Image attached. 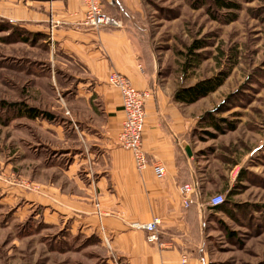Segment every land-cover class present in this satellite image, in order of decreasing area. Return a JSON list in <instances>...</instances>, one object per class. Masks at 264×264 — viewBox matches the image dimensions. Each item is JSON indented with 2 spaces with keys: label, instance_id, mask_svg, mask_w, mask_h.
Listing matches in <instances>:
<instances>
[{
  "label": "rangeland",
  "instance_id": "374dc122",
  "mask_svg": "<svg viewBox=\"0 0 264 264\" xmlns=\"http://www.w3.org/2000/svg\"><path fill=\"white\" fill-rule=\"evenodd\" d=\"M213 1L146 0L148 18L136 29L159 79L176 89L228 74L196 106L191 151L207 209L201 246L207 264H264V3L232 0L241 10L229 12ZM52 56L43 33L0 20V264H123L103 234L43 220V184L63 182L56 163L64 161L44 130L59 118L28 119L12 105L63 107ZM215 192L233 195L229 215L210 211Z\"/></svg>",
  "mask_w": 264,
  "mask_h": 264
},
{
  "label": "crops",
  "instance_id": "0c3cea01",
  "mask_svg": "<svg viewBox=\"0 0 264 264\" xmlns=\"http://www.w3.org/2000/svg\"><path fill=\"white\" fill-rule=\"evenodd\" d=\"M103 5L122 29L85 27L83 0H0V20L47 38L52 80L62 91L63 107L51 112L59 121L44 130L57 142L56 161H64L56 163L63 182L43 184V220L103 234L123 264H207L201 246L207 219L203 182L186 152L192 150L201 121L196 106L203 99L179 103V89L159 79L154 55L136 29L148 18L146 0H103ZM113 72L151 94L143 135L150 164L142 172L132 153L117 145L124 114L121 95L109 84ZM155 163L166 168L163 180L154 173ZM184 185L198 190L189 208ZM154 219L161 221L159 242L149 243L138 226Z\"/></svg>",
  "mask_w": 264,
  "mask_h": 264
},
{
  "label": "built area",
  "instance_id": "2783aa9c",
  "mask_svg": "<svg viewBox=\"0 0 264 264\" xmlns=\"http://www.w3.org/2000/svg\"><path fill=\"white\" fill-rule=\"evenodd\" d=\"M108 1L114 4V0ZM83 4L86 10L85 27L97 31L123 28L121 20L106 11L103 0H83ZM109 84L119 91L122 98L124 122L117 139V145L132 153L138 171H145L150 163L148 154L144 149L143 135L147 120L146 105L151 94L148 91L138 90L127 77L117 72H113L110 75ZM153 170L159 180H163L167 175L166 168L159 163L153 165ZM181 193L184 198L185 208H189L192 205L193 195L198 196V190L193 185L182 186ZM225 202V196L216 195L211 198L208 205L214 209L222 206ZM160 226L161 221L154 219L146 225L138 226V228L147 233V241L149 243H158Z\"/></svg>",
  "mask_w": 264,
  "mask_h": 264
},
{
  "label": "trees",
  "instance_id": "16d2710c",
  "mask_svg": "<svg viewBox=\"0 0 264 264\" xmlns=\"http://www.w3.org/2000/svg\"><path fill=\"white\" fill-rule=\"evenodd\" d=\"M199 1L201 4L205 5L208 0H199ZM256 1L264 3V0H245V2H249V3ZM213 3L219 11L225 10L229 12H238L241 10V5L232 0H214ZM198 5L199 4H197L196 6ZM233 17L234 18L232 19V21L235 20L236 15H234ZM24 42L27 41L25 40ZM227 77L228 74L223 73L211 79L198 82L193 87L178 90L175 94V100L184 105L196 104L200 100L207 98L211 94L215 93L219 88H221L225 83ZM12 106L19 108V116L21 117H26L28 119H33V120L43 118L48 121H53L55 119V116L52 113L41 111L36 108H31L25 103L13 104ZM209 124H211L215 128H219L217 127L216 121L210 120ZM232 196L233 195H231L230 193L228 195V198L226 199V202L222 206L214 208L213 210H215L217 213H223L229 215L230 207L232 206L229 198Z\"/></svg>",
  "mask_w": 264,
  "mask_h": 264
},
{
  "label": "water",
  "instance_id": "95a60500",
  "mask_svg": "<svg viewBox=\"0 0 264 264\" xmlns=\"http://www.w3.org/2000/svg\"><path fill=\"white\" fill-rule=\"evenodd\" d=\"M186 152H187V154H188V156H189V157H191V156H192V151H191V149H190V148H188V149L186 150Z\"/></svg>",
  "mask_w": 264,
  "mask_h": 264
}]
</instances>
